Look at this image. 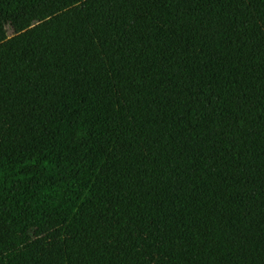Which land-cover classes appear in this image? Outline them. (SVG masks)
<instances>
[{"label": "trees", "instance_id": "trees-1", "mask_svg": "<svg viewBox=\"0 0 264 264\" xmlns=\"http://www.w3.org/2000/svg\"><path fill=\"white\" fill-rule=\"evenodd\" d=\"M8 1L0 254L65 227L8 264H264V0Z\"/></svg>", "mask_w": 264, "mask_h": 264}, {"label": "rangeland", "instance_id": "rangeland-1", "mask_svg": "<svg viewBox=\"0 0 264 264\" xmlns=\"http://www.w3.org/2000/svg\"><path fill=\"white\" fill-rule=\"evenodd\" d=\"M24 21L25 17L14 10L8 0H0V33L3 39L7 40L16 35L19 32L18 25ZM252 56L255 58L252 63L243 62L241 65H247L257 74L261 70L264 71V42L250 53L248 61H251ZM64 232V225H59L41 235L34 236L25 243L0 254V264H8L13 260L45 261L60 258L65 254Z\"/></svg>", "mask_w": 264, "mask_h": 264}]
</instances>
